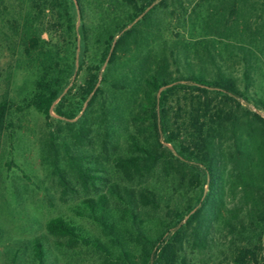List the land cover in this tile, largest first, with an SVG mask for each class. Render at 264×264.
I'll return each instance as SVG.
<instances>
[{
	"label": "trees",
	"instance_id": "trees-1",
	"mask_svg": "<svg viewBox=\"0 0 264 264\" xmlns=\"http://www.w3.org/2000/svg\"><path fill=\"white\" fill-rule=\"evenodd\" d=\"M95 1L106 14L90 29L81 0H0L5 10L12 6L9 23L22 68L33 75L21 105L0 102V127L12 128L10 114L34 110L49 130L52 108L69 121L82 111L77 120L64 123L67 130L50 128L47 146L63 193L80 188L85 196L68 208L72 218L56 216L46 231L64 239L57 241L60 245L92 250L103 264H189L187 248L202 254L215 244L227 264H264V102L248 95L251 64L245 67L244 90L231 76L211 74L201 63H182L177 53L170 57L174 71L166 58L146 70L144 63L137 64L140 27L154 0L146 5L119 0L131 8L124 18H110L107 1ZM245 7L246 0H226L210 17L211 29L226 38L241 37ZM90 46L96 63L87 66L83 85L62 94L76 65L79 71L84 66ZM103 62L107 66L101 73ZM105 87L125 96L131 108L132 130L124 136L127 154L112 160L118 180L106 176L99 158L85 151L94 119L104 123L103 118L116 116L104 99ZM159 174L186 186L192 198L184 206L173 201L156 183ZM229 196L232 208L227 207ZM74 218L91 223L99 234ZM45 238L32 242L31 264H56Z\"/></svg>",
	"mask_w": 264,
	"mask_h": 264
},
{
	"label": "rangeland",
	"instance_id": "rangeland-1",
	"mask_svg": "<svg viewBox=\"0 0 264 264\" xmlns=\"http://www.w3.org/2000/svg\"><path fill=\"white\" fill-rule=\"evenodd\" d=\"M81 1L85 23L91 29L100 22L99 15L103 11L97 7L95 0ZM106 1L110 18H124L131 12V8L119 0ZM138 1L139 5H146L148 0ZM223 4H226V0H154L147 6V16L141 23V54L137 64L144 63L146 70L156 69L161 65L159 61L166 58L169 70L174 71L170 57L171 53H177L182 63H201L211 74L220 72L231 76L238 87L244 90V71L248 62L252 66V84L248 95L264 102V1L246 0L244 13L239 19L241 37L232 38H226L211 29L210 17ZM11 9L12 6L9 11L5 10L0 3V102L9 100L21 105L30 89L33 75L22 68L23 57L9 23L13 18ZM226 13L228 15V11ZM79 25L77 16V28ZM118 35L119 33L116 37ZM43 38H47V35L43 34ZM92 48L90 46L86 52L84 66L80 71L76 65V72L62 94L67 93L72 85H83L87 66L97 61L95 52L91 53ZM208 55L213 57L212 62ZM81 56L82 50L78 48L75 57L79 59ZM135 65H132L131 70H135ZM106 66V62L101 64V73ZM126 72L128 73L127 69L123 74ZM104 99L112 103L116 116L114 119L110 116L103 118L104 123L94 119L95 131L85 151L99 158L106 176L118 180L112 160L118 155L127 154L124 136L127 131L132 130L129 123L131 108L126 104L125 96L109 87L104 89ZM85 107L84 104L82 109ZM248 108L256 111L252 105ZM17 113L15 116L10 114V119L14 121L12 128L8 129L7 125L0 127V264H31L32 242L41 236L46 237L50 244L56 264H103L100 256L90 249L83 246L69 248L58 244L57 241L63 243L65 240L54 237L45 228L46 223L56 216L72 218L68 208L85 196L80 188L72 194L63 193L58 179L52 174L51 154L47 146L50 128L53 130L59 125L66 128L64 123L77 120L82 111L69 121L58 117L52 108L49 130L40 113L34 110L25 111L22 115ZM260 113L264 116L263 111L260 110ZM105 125L111 129H105ZM160 143L171 150L170 145L163 141ZM155 178L156 183L171 194L173 201L181 202V206L192 198L186 186H179L177 180L167 179L161 174ZM173 181L176 182L172 183ZM149 182L153 184L155 181L151 179ZM226 201L228 208L234 206L230 196ZM75 220L99 234L91 223ZM215 245L202 254L187 248L188 263L227 264L218 250L220 248Z\"/></svg>",
	"mask_w": 264,
	"mask_h": 264
}]
</instances>
